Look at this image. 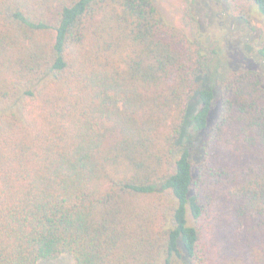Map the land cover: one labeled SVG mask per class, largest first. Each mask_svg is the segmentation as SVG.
I'll use <instances>...</instances> for the list:
<instances>
[{
  "label": "trees",
  "instance_id": "trees-1",
  "mask_svg": "<svg viewBox=\"0 0 264 264\" xmlns=\"http://www.w3.org/2000/svg\"><path fill=\"white\" fill-rule=\"evenodd\" d=\"M186 5L0 0V264H264V0Z\"/></svg>",
  "mask_w": 264,
  "mask_h": 264
},
{
  "label": "rangeland",
  "instance_id": "rangeland-1",
  "mask_svg": "<svg viewBox=\"0 0 264 264\" xmlns=\"http://www.w3.org/2000/svg\"><path fill=\"white\" fill-rule=\"evenodd\" d=\"M157 6L162 11L164 16L172 22V24L180 27L182 24V17L184 15V11L187 7L186 0H156ZM216 11H219V8L216 9ZM204 15L201 14L200 18L203 19ZM220 23V26L225 27L227 25V18L223 16L222 13L218 16ZM235 37L239 38V41L242 42L247 39L251 38V35L249 32L243 31L242 33L236 32ZM232 37V36H231ZM231 39V38H230ZM244 44V43H243ZM251 52H248V54ZM251 56V55H249ZM247 55V59H253L254 57H249ZM246 58V57H245ZM231 65H234V60L230 57ZM39 264H74L72 258L69 255H64L59 257L55 260H41Z\"/></svg>",
  "mask_w": 264,
  "mask_h": 264
}]
</instances>
